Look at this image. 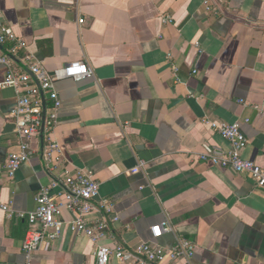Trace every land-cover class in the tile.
<instances>
[{
    "label": "crops",
    "instance_id": "1",
    "mask_svg": "<svg viewBox=\"0 0 264 264\" xmlns=\"http://www.w3.org/2000/svg\"><path fill=\"white\" fill-rule=\"evenodd\" d=\"M0 22L25 43L20 55L30 52L48 71L84 61L94 73L57 82L54 138L71 169L94 173L100 200L119 218L102 244L134 252L168 222L156 243L169 249L189 240L192 264H264V190L198 158L206 144L229 148L206 121L237 122L249 141L245 158L264 168L262 0H0ZM11 70L27 69L17 59L0 65V84ZM17 96L0 87V264L25 263L29 228L2 206L34 211L52 180L44 135L16 177L6 174L8 157L20 151L11 118ZM95 251L66 228L33 264H95Z\"/></svg>",
    "mask_w": 264,
    "mask_h": 264
},
{
    "label": "built area",
    "instance_id": "2",
    "mask_svg": "<svg viewBox=\"0 0 264 264\" xmlns=\"http://www.w3.org/2000/svg\"><path fill=\"white\" fill-rule=\"evenodd\" d=\"M84 22V19L80 20L81 24ZM6 43L13 45L8 54L0 51V65L12 67L17 59L27 69L25 72L11 70L0 84L2 88L10 87L18 92L11 118L20 140V151L8 157L6 174L10 179L16 177L35 153L32 141L44 135L46 148L43 157L47 171L52 176L50 185L39 191L34 211L17 214L11 204L2 206L8 218L17 216L27 219L29 228L23 244L24 264H33V257L42 245L58 240L66 228L89 238L96 245L95 264H111L113 257L118 264H192L196 248L189 240L179 238L169 249L156 243L165 232L171 231L168 222L153 227L151 231L155 240L142 244L134 252L123 246L112 248L102 244L111 223L119 221V218L112 215L109 202L100 200V183L94 173L88 169H71L66 164L60 144L54 138L62 109L57 82L63 79L86 80L92 78L94 73L84 61L69 62L58 70L48 71L30 52L20 55L26 48L25 43L10 27L0 22V46ZM206 124L228 142L229 148L206 144L198 154L199 160L248 176L257 188L264 190V168L245 158L244 152L249 141L240 124L219 121H206ZM137 171L134 169V172ZM100 210L104 216L89 219L91 214ZM67 214L71 218L67 219Z\"/></svg>",
    "mask_w": 264,
    "mask_h": 264
}]
</instances>
